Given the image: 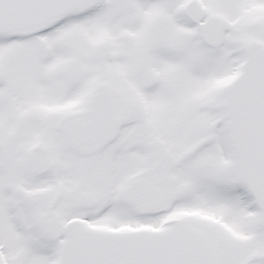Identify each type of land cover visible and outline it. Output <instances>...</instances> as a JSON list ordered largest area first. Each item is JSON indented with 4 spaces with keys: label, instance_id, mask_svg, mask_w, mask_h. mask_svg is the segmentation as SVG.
Returning <instances> with one entry per match:
<instances>
[{
    "label": "snow or ice",
    "instance_id": "obj_1",
    "mask_svg": "<svg viewBox=\"0 0 264 264\" xmlns=\"http://www.w3.org/2000/svg\"><path fill=\"white\" fill-rule=\"evenodd\" d=\"M0 264H264V0H0Z\"/></svg>",
    "mask_w": 264,
    "mask_h": 264
}]
</instances>
